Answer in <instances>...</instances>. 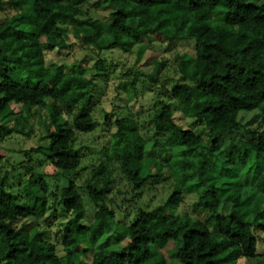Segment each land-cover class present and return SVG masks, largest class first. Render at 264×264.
Segmentation results:
<instances>
[{
  "label": "trees",
  "instance_id": "1",
  "mask_svg": "<svg viewBox=\"0 0 264 264\" xmlns=\"http://www.w3.org/2000/svg\"><path fill=\"white\" fill-rule=\"evenodd\" d=\"M89 1L0 0L1 9L11 4L16 11L0 22V141L14 133L28 136V117L46 109L47 146L40 151L55 170L77 171L82 160L73 143L77 133L95 129L90 108L97 85L86 77L85 65L67 73L64 65L47 66L44 52L76 41L98 52L95 71L103 72L101 53L110 49L131 53L154 39L169 46L191 41L194 56L178 63L181 79L151 114L155 141L145 139L134 119L124 118L116 121L109 146V158L119 161L134 190L166 174L175 189L164 204L140 208L126 225L117 221L109 199L112 181L100 165L84 185L96 208L86 225V206L72 178L50 194L44 178L31 174L22 197L7 191V177L1 178L0 264H175L165 250L169 241L177 244L176 264L255 259L256 234L264 235V132L248 126L259 118L264 124V3L105 0L108 20H100L82 18ZM163 65L154 68L153 81ZM171 102L185 117L205 123L207 138L183 128ZM72 108L77 114L69 122L63 115ZM183 194L197 196L194 216L167 215ZM51 208L65 214L62 256L40 230ZM30 220L33 225L24 230ZM112 231L117 248H97ZM89 252L90 263L82 258Z\"/></svg>",
  "mask_w": 264,
  "mask_h": 264
},
{
  "label": "rangeland",
  "instance_id": "2",
  "mask_svg": "<svg viewBox=\"0 0 264 264\" xmlns=\"http://www.w3.org/2000/svg\"><path fill=\"white\" fill-rule=\"evenodd\" d=\"M263 4L264 0H245ZM105 0H90L83 8L82 18L108 20V10L103 7ZM11 4L0 8V22L7 16L15 14ZM136 46L131 53L121 49H114L101 53L105 59V71H95V63L99 59L98 52L94 49H86L78 46L73 41L67 49L57 51H45L44 57L47 66L54 64L64 65L65 72L69 73L74 67L85 65L89 71L86 77L96 83L93 91L91 115L95 120V129L91 133H77L73 148L81 156V167L74 172L65 173L55 170L43 156L40 149L47 146L42 138L45 136V128L42 123L47 117L46 109L35 110L28 117L25 132L28 136L13 134L10 138L0 141V179L6 178V190L19 196H25L24 186L27 184L29 175L33 174L37 179L44 178L47 182L50 194L65 187L70 178L78 185L80 194L86 206L84 222L89 225L93 221L95 206L90 203L85 182L91 175V171L102 165L104 177L109 176L112 184L109 191V199L116 211L117 221L128 225L139 212L140 208L153 209L164 204L174 191V182L167 174L160 179L149 180L142 189H133L130 182L120 171V163L109 158L110 139L116 131L115 123L119 119H134L142 135L148 141H155V131L150 122V117L162 101H168L171 97L170 90L181 79L178 63L183 57L190 58L195 54V47L191 41L177 42L172 46L165 42L154 39L152 43L145 41ZM142 48V49H141ZM163 62L156 81L151 79L154 68ZM172 108L178 110L175 103L171 102ZM76 109H65L63 118L71 122L76 116ZM247 123L252 115L247 116ZM176 121L185 129H190L207 138V125L196 122L176 112ZM252 130L264 132L263 119L259 118L249 126ZM29 165L31 173H27L25 166ZM167 173V172H166ZM104 177L101 179L103 180ZM21 196V197H22ZM197 196L183 194L179 201V207H169L167 215L178 212L182 216L193 214V204ZM50 205L53 197H50ZM227 213V210H224ZM64 212L61 208L49 209L46 217L41 221L40 230L45 233L48 242L56 245L58 254L62 256V232L64 229ZM30 220L23 229H30L33 225ZM21 223L18 224L20 227ZM110 232L98 243L97 248H117L116 237ZM258 238V250L255 259H242L239 264H254L264 261V235L256 234ZM128 241L121 243L124 252ZM165 250L175 261L177 244L169 241ZM84 261L90 263L92 253L83 255Z\"/></svg>",
  "mask_w": 264,
  "mask_h": 264
}]
</instances>
